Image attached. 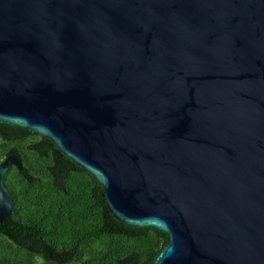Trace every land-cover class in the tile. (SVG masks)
Returning <instances> with one entry per match:
<instances>
[{"label":"water","instance_id":"1","mask_svg":"<svg viewBox=\"0 0 264 264\" xmlns=\"http://www.w3.org/2000/svg\"><path fill=\"white\" fill-rule=\"evenodd\" d=\"M0 123L164 234L152 264H264V0H0Z\"/></svg>","mask_w":264,"mask_h":264},{"label":"trees","instance_id":"2","mask_svg":"<svg viewBox=\"0 0 264 264\" xmlns=\"http://www.w3.org/2000/svg\"><path fill=\"white\" fill-rule=\"evenodd\" d=\"M3 182L14 205L0 223V264H152L166 236L114 220L102 189L37 134L0 123Z\"/></svg>","mask_w":264,"mask_h":264}]
</instances>
